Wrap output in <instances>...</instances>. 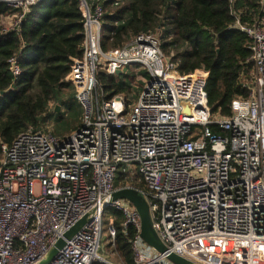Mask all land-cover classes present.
I'll return each instance as SVG.
<instances>
[{
    "label": "built area",
    "instance_id": "1",
    "mask_svg": "<svg viewBox=\"0 0 264 264\" xmlns=\"http://www.w3.org/2000/svg\"><path fill=\"white\" fill-rule=\"evenodd\" d=\"M1 1L18 7L40 0ZM236 2L230 0L234 27L250 39L254 79L248 96L235 97L229 116L215 117L207 103L206 70L181 73L153 33L104 51L103 10L80 0L85 45L67 80L82 106V124L68 135L28 130L2 144L0 264H38L94 208L49 264L106 261L99 255L103 202L123 187L121 175L132 180L136 174L146 183L142 191L167 246L161 253L147 244L132 203L114 201L110 206L136 229V264H174L168 252L196 264H264V18L244 24ZM9 62L18 77L17 57ZM135 66L147 73L138 76L143 87L137 100L128 105L123 94L106 96L99 71L118 74ZM213 125L226 134H216ZM109 233L116 236L114 226Z\"/></svg>",
    "mask_w": 264,
    "mask_h": 264
},
{
    "label": "trees",
    "instance_id": "2",
    "mask_svg": "<svg viewBox=\"0 0 264 264\" xmlns=\"http://www.w3.org/2000/svg\"><path fill=\"white\" fill-rule=\"evenodd\" d=\"M88 1L103 10L104 51L122 46L137 34L153 33L159 35L164 51L172 54L181 73L206 70L207 103L213 116H229L235 97L249 95L250 91L238 84V78L242 72L252 70L251 42L234 27L230 0ZM262 1L237 0L241 22L253 25L263 20ZM21 14L15 25L0 21V93L4 92L0 94V159L2 144H12L22 132L43 130L67 135L81 126L83 118L75 87L67 80L74 62L82 58L85 45L80 0H40L18 7L0 0V18L11 16L15 21ZM13 56L22 70L18 77L10 69ZM139 74L147 73L139 66L127 67L118 74L100 70L98 80L106 96L123 94L130 105L137 98L133 82L138 81L134 79ZM212 128L216 134H226L218 126ZM118 183L148 189L137 174L132 180L121 175ZM125 222L121 210L107 207L103 231L114 226L116 236L109 233V257L97 264H136L132 247L136 229Z\"/></svg>",
    "mask_w": 264,
    "mask_h": 264
},
{
    "label": "water",
    "instance_id": "3",
    "mask_svg": "<svg viewBox=\"0 0 264 264\" xmlns=\"http://www.w3.org/2000/svg\"><path fill=\"white\" fill-rule=\"evenodd\" d=\"M3 93L4 92H1V94ZM56 111H60L59 105L56 106ZM119 199L128 200L130 203H132V205L139 213L141 219L140 236L144 239V241L155 248L157 251L166 253L167 246L160 238L154 226L151 206L145 193L141 189L136 187L123 186L112 192V194L104 200L103 204L106 207H109L114 201ZM96 209L97 208H94L93 210L85 214L69 230H67L64 235L56 241L55 245L50 248L48 253L39 261L38 264H49L51 260L57 255L58 251L65 245L66 241L72 238L74 234L89 221ZM167 258L174 264H196L193 261L184 258L174 252H168Z\"/></svg>",
    "mask_w": 264,
    "mask_h": 264
},
{
    "label": "rangeland",
    "instance_id": "4",
    "mask_svg": "<svg viewBox=\"0 0 264 264\" xmlns=\"http://www.w3.org/2000/svg\"><path fill=\"white\" fill-rule=\"evenodd\" d=\"M91 3V2H90ZM22 15V14H21ZM20 15V16H21ZM0 21L4 24H8L7 22V19L5 17H1L0 18ZM14 22L13 21V18H11V20L9 22ZM244 71V70H243ZM147 75V74H145ZM253 70L251 71H245V72H242V74H240V78H238V84L242 83V82H245L247 84V89L249 87H252V84H253ZM134 80H138L137 82H140V83H137V82H133L134 83V93L136 94V96L138 97L140 91L142 90V87H143V82L140 80V78L136 77ZM140 80V81H139ZM245 87V86H244ZM136 99H134V101H136ZM61 109V108H60ZM66 119V117L64 118ZM52 123L53 122H49V124L52 126ZM72 132V131H71ZM71 132H66V134H70ZM108 236H109V230L108 229H104L103 231V234H102V241H101V246H100V249H99V255L102 259H107L109 257V254H108V251H109V247H108Z\"/></svg>",
    "mask_w": 264,
    "mask_h": 264
},
{
    "label": "crops",
    "instance_id": "5",
    "mask_svg": "<svg viewBox=\"0 0 264 264\" xmlns=\"http://www.w3.org/2000/svg\"><path fill=\"white\" fill-rule=\"evenodd\" d=\"M11 18H12L11 16L10 17H6L8 23L11 20ZM248 90H249V88H248Z\"/></svg>",
    "mask_w": 264,
    "mask_h": 264
}]
</instances>
